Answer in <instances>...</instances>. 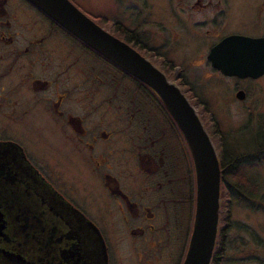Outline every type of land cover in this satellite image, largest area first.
I'll list each match as a JSON object with an SVG mask.
<instances>
[{
    "label": "flooded vegetation",
    "instance_id": "1",
    "mask_svg": "<svg viewBox=\"0 0 264 264\" xmlns=\"http://www.w3.org/2000/svg\"><path fill=\"white\" fill-rule=\"evenodd\" d=\"M69 1L167 78L175 63L210 65V47L230 34L264 36V0ZM227 24L241 29L227 33ZM152 92L113 73L108 60L29 1L0 0V264H182L194 219V169L175 121ZM216 155L215 242L223 259L236 225L232 199L222 196L233 186L229 161L225 168ZM233 190L244 189L237 183Z\"/></svg>",
    "mask_w": 264,
    "mask_h": 264
},
{
    "label": "water",
    "instance_id": "2",
    "mask_svg": "<svg viewBox=\"0 0 264 264\" xmlns=\"http://www.w3.org/2000/svg\"><path fill=\"white\" fill-rule=\"evenodd\" d=\"M27 1L100 57L140 80L161 100L160 103L173 118L185 140L194 169V219L182 264H210L217 234L220 167L216 147L196 114L194 105L160 68L152 65L149 59L141 56L130 45L97 26L69 0ZM208 52L207 61L225 77L253 80L264 75V36L253 38L230 34L210 47ZM245 96V91L235 92L238 101H242Z\"/></svg>",
    "mask_w": 264,
    "mask_h": 264
},
{
    "label": "rangeland",
    "instance_id": "3",
    "mask_svg": "<svg viewBox=\"0 0 264 264\" xmlns=\"http://www.w3.org/2000/svg\"><path fill=\"white\" fill-rule=\"evenodd\" d=\"M250 2L242 1L244 6ZM249 15L250 12L245 14L244 19ZM244 25L247 23H242L241 28L248 30ZM240 29L232 28V25L228 27V24L223 28L227 33ZM203 53L206 55V51ZM168 70V78L175 80L173 83L182 88L190 104L194 105L196 114L200 116L218 152L221 147L235 154L253 152L254 149L250 148L254 144L252 140L258 136V140L264 137V134L256 132L264 133V75L249 81L228 78L204 62L190 65L175 63ZM180 82L183 85H179ZM237 89L246 92L242 101L236 100ZM221 134L225 136V146L218 144ZM261 149H264V145ZM62 163L63 173L69 176L71 162L64 158ZM252 171L261 177V188L256 196L244 194L242 200L232 199L230 203V217L236 229L229 230L228 238L231 242L224 264H261L264 261V162L255 165ZM115 260L113 255L112 261Z\"/></svg>",
    "mask_w": 264,
    "mask_h": 264
},
{
    "label": "trees",
    "instance_id": "4",
    "mask_svg": "<svg viewBox=\"0 0 264 264\" xmlns=\"http://www.w3.org/2000/svg\"><path fill=\"white\" fill-rule=\"evenodd\" d=\"M73 38H76V37H73ZM76 39H78V38H76ZM78 42H80V41L78 40ZM81 44H83V43H81ZM83 46H86V45H83ZM95 56L100 57L99 54H97V52H95ZM100 58L104 59L103 57H100ZM109 64H110V67H112L113 73L120 72L125 77L129 76L130 78H132L136 82L140 83V85L143 86L145 89L150 91V88L143 85L142 82H140V80L138 81L135 78H133L131 75L126 74V72L121 70L120 67H116V66L112 65L110 63V61H109ZM169 69H170V67H169ZM178 84L183 85L181 82ZM160 102H161V100L158 102V106L163 107ZM256 132L259 133V135L264 134V133H261L258 131H256ZM258 139H259V136L256 139L254 138L252 140V142L254 144L250 148L254 149V150H252L253 152H251V153H249V151L246 152V153H249V155H254V157L253 156L251 158L248 157V159H246V161H241V160H239V158H237L236 160L230 159L232 161V162H230L229 158L227 157L228 155L225 154V153H227L228 149H222V147H221L220 152H221V155H223L221 162L225 166V168L228 164H229L228 166H230V168H227V171L225 173L226 181H228L231 185H233L231 190L229 189V190H227V192L225 191V193H222V196H224L225 198L231 197V199L234 198L236 200H240V199L242 200L245 197L244 194H246V195L250 194V195L256 196L258 191L260 190V184H258V182H257L258 180L256 178H254L253 174H252V172H253L252 170L254 169V166L257 165L258 163L261 164L262 161L264 162V149H261V147L264 145V137L261 138L260 140H258ZM224 141H225V136L223 134H221V137L218 141V144L220 146H225ZM228 153H231V152L228 151ZM246 153H243V154H246ZM227 162H228V164H227ZM237 183L242 185V187L244 189L242 192H240V191L236 192L233 190V187ZM216 245L217 244L215 242V245L213 246V249H214L213 255H211V258H210L211 259L210 264H224L223 259H225V258L220 259V251H219V248L216 247Z\"/></svg>",
    "mask_w": 264,
    "mask_h": 264
}]
</instances>
